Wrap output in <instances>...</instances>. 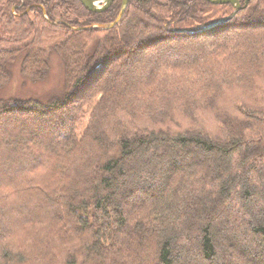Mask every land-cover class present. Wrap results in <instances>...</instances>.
Wrapping results in <instances>:
<instances>
[{
  "label": "trees",
  "instance_id": "16d2710c",
  "mask_svg": "<svg viewBox=\"0 0 264 264\" xmlns=\"http://www.w3.org/2000/svg\"><path fill=\"white\" fill-rule=\"evenodd\" d=\"M120 3L0 0V88L18 56L44 78L49 39L63 67L60 97L0 99V264H264V0H128L71 29Z\"/></svg>",
  "mask_w": 264,
  "mask_h": 264
},
{
  "label": "rangeland",
  "instance_id": "374dc122",
  "mask_svg": "<svg viewBox=\"0 0 264 264\" xmlns=\"http://www.w3.org/2000/svg\"><path fill=\"white\" fill-rule=\"evenodd\" d=\"M210 21L215 20L221 13L219 8L210 9ZM55 39H49L44 42V46L49 50L48 56V72L47 75L40 80L32 81L23 77L19 71L20 56L15 61L8 65V71L10 73V80L4 87L0 88V99L16 98L19 100L34 99L39 102H46L52 98H58L62 95L63 86V67L62 61L52 48V44ZM262 76L257 81V87L251 93H247L245 101L247 104L260 105L264 98V71L261 72ZM259 79V78H258ZM238 96V92L232 90L223 99L221 107H228L231 100ZM206 115V114H205ZM202 119L198 122L204 123L208 116H201Z\"/></svg>",
  "mask_w": 264,
  "mask_h": 264
},
{
  "label": "water",
  "instance_id": "95a60500",
  "mask_svg": "<svg viewBox=\"0 0 264 264\" xmlns=\"http://www.w3.org/2000/svg\"><path fill=\"white\" fill-rule=\"evenodd\" d=\"M77 1H79L80 4L86 10L90 12L99 13V12L105 11L112 4L114 0H77ZM205 1H208L212 4H230L233 8V11L231 12V14H229V17H233L237 11H239L242 8H245L250 0H243L242 4H240L239 0H205ZM127 3H128V0H121L120 8L117 13V16L110 23L91 24V25L83 26V27H71V29L72 30L92 29V28H99V29H105V30L110 29L119 22L121 16L123 15L126 9ZM225 19L226 18H221L217 20L215 23H213V25L216 23L223 22Z\"/></svg>",
  "mask_w": 264,
  "mask_h": 264
},
{
  "label": "flooded vegetation",
  "instance_id": "af4514ba",
  "mask_svg": "<svg viewBox=\"0 0 264 264\" xmlns=\"http://www.w3.org/2000/svg\"><path fill=\"white\" fill-rule=\"evenodd\" d=\"M240 2V1H239ZM241 4V3H240Z\"/></svg>",
  "mask_w": 264,
  "mask_h": 264
}]
</instances>
